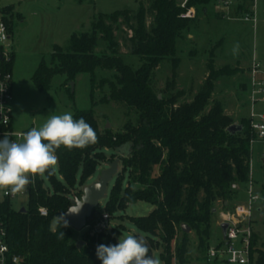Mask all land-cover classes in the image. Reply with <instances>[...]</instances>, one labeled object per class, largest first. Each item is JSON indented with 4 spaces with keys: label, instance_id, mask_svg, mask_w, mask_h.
<instances>
[{
    "label": "trees",
    "instance_id": "trees-1",
    "mask_svg": "<svg viewBox=\"0 0 264 264\" xmlns=\"http://www.w3.org/2000/svg\"><path fill=\"white\" fill-rule=\"evenodd\" d=\"M210 3L213 0H188L182 8L177 0H150L148 6L141 2L136 12L125 9L101 13L92 23L90 32L73 34L66 48L56 45L50 60L40 61L32 76L33 85L40 91L50 89L56 75H64L66 83L74 81L79 74L89 75L92 108L76 109L73 118L83 117L96 131L98 142L84 149L67 150L63 146L58 149L59 177L54 172L45 173L50 184L46 187L44 177L37 176L30 186L25 211L14 210L9 199L0 201L7 243L12 253L24 258V264H102L96 255L97 246L119 242L116 232L101 234V240L105 241L100 242L85 231L78 247L76 230L69 225L52 228V221L72 205V190L86 182L104 160L105 149H112L117 158L120 157L117 151H125V156L121 157L122 170L116 176L105 205L99 204L93 210L87 226L105 213L114 216L127 205L147 202L154 209L147 216L133 217L132 223L164 244L166 253L161 255L164 264H171L167 254L182 225L196 231L199 243L205 246L207 259L211 242L206 243V239L214 203L222 201L228 207L248 185L251 140L257 136L251 119H242L238 123L241 129L229 131L233 121L224 113L220 101H215L209 111L204 112L215 81L230 74L228 67L216 69L210 61L209 74L193 100L178 106L175 96L158 95L151 82L155 69L163 60L171 58L175 65L178 64L177 41L192 24L191 18L183 17L186 9ZM2 10L12 32V7ZM243 10L245 6L240 5L237 14ZM120 16L132 31L131 53L141 62L137 69L124 61L114 40L113 27L107 23L117 21ZM148 17L152 18L150 24H147ZM99 33L109 53H95ZM12 62L9 69H12ZM98 68L115 71V81L103 79L100 82L110 87V94L104 101L125 103L137 112V124H127L123 132L99 128L93 109ZM155 166H159L160 171L154 175ZM133 183L139 186L134 188ZM234 184L239 188L233 189ZM40 207L47 209V216L40 215ZM61 231L64 238H59ZM256 244L254 233L252 252L257 253L256 264H264V250L257 249ZM186 247L184 234L175 248L179 264L186 263Z\"/></svg>",
    "mask_w": 264,
    "mask_h": 264
},
{
    "label": "rangeland",
    "instance_id": "rangeland-1",
    "mask_svg": "<svg viewBox=\"0 0 264 264\" xmlns=\"http://www.w3.org/2000/svg\"><path fill=\"white\" fill-rule=\"evenodd\" d=\"M150 0H0V11L6 7H12L14 16L10 39L13 52L12 62V93H13V121L14 128L20 132H27L32 128L39 129L47 119L55 114L71 113L76 109L86 110L91 105V84L88 74H79L73 82L66 83L64 75H56L51 82L50 89L38 90L32 83V76L42 59L50 60V56L56 45L66 48L73 34H81L92 30V23L97 20L99 14H109L118 10L129 9L136 12L141 2L146 6ZM178 3L182 0H177ZM213 4V3H212ZM211 3L197 6L200 15L191 18L190 28L183 32V36L177 41L175 65L171 58L163 60L155 69L151 85L154 91L163 97L175 96L176 106L189 103L193 100L208 74L210 61L216 69L228 67L230 74L222 75L215 81L213 93L204 112H208L215 101H220L224 107V113L233 123H239L242 119H251V107L248 101L249 89L247 82L253 57L264 67V0H258L255 8L256 22L243 19H226L217 12ZM203 9L208 10L209 16L202 15ZM3 12V10H2ZM7 16L10 17L8 13ZM152 21L147 18V24ZM113 27L114 40L118 43V51L124 61L137 69L141 62L134 56L131 48L130 37L132 31L130 25L120 16L115 22H107ZM133 23V22H132ZM96 54L109 53L108 45L103 40L102 34H98ZM97 82L94 90L96 105L93 107L96 119L101 131L106 130L109 123L113 133L125 131L129 123L137 124V112L125 103L116 101H104L110 94L108 83L100 85L101 80L115 81V71L98 68L96 70ZM258 113H264V103L256 105ZM264 145L256 141L251 145V180L254 190L264 198ZM105 158L100 161L95 173L86 182L72 190L73 198H81L84 188L97 180L107 162L112 161L118 155L112 149H105ZM122 170L120 161L119 171ZM159 166H155L153 174L159 173ZM54 173L59 177L58 164ZM117 176V175H116ZM116 176L108 185V194L113 186ZM44 177L45 186L50 187L48 179ZM238 185V184H237ZM133 183V187H138ZM239 187V185H238ZM238 189V188H237ZM246 190L242 188L240 194L225 207L222 201L214 203V211L211 216L209 237L203 239L206 243L216 242L222 236L219 222L221 213L245 201ZM108 198V196H107ZM107 198L100 201L105 205ZM0 199L2 196L0 194ZM29 194L23 192L11 198L10 205L14 210L26 209ZM260 211L253 216L254 230L257 237V249L264 250V200L256 204ZM154 206L143 201L127 205L125 210L118 211L106 221L104 235L110 232L119 234V239L127 235L144 238L149 246V255L164 264L161 255L164 244L157 237H152L139 230L132 218L147 216ZM57 225L56 218L52 221V228ZM178 227L176 236L170 244V252L167 254L171 264H179L175 248L180 243L184 234L187 236L186 263L185 264H224L207 260L205 246L199 243L195 230L188 227L184 231ZM82 231H76L75 240L81 241ZM97 241L100 236L95 237Z\"/></svg>",
    "mask_w": 264,
    "mask_h": 264
},
{
    "label": "built area",
    "instance_id": "built-area-1",
    "mask_svg": "<svg viewBox=\"0 0 264 264\" xmlns=\"http://www.w3.org/2000/svg\"><path fill=\"white\" fill-rule=\"evenodd\" d=\"M258 0H213V7L228 19H243L245 21L256 22L255 8ZM188 0L179 2L180 7L185 8ZM245 6V10L237 14L238 7ZM185 18H195V7L187 8L183 14ZM11 31L5 20V15L0 12V139L5 135L16 142H22L24 132L15 130L13 121V93H12V69L9 65L13 59L10 39ZM249 89L248 101L251 107V126L256 134V138L251 140L252 143L259 141L264 145V113L256 111V105L264 103V67L254 59L247 82ZM264 160V151H263ZM30 185L26 192L29 194ZM233 189L239 188L234 184ZM3 201L4 199L14 198L22 194H6L0 190ZM258 193L254 190V183L250 179L245 201L238 202L232 210L221 213L222 223H227L228 227L222 236L216 242H211L207 251V260H213L224 264H256L257 253L252 252V240L255 233L253 216L259 210L256 206L258 201L264 200L259 194V199H253ZM41 216H47L48 211L45 207L39 208ZM109 215L103 214L94 220L91 225L86 226L87 231L93 237L100 236L107 228L106 221ZM0 264H24V258L21 255L14 254L7 243V229L5 222L0 217Z\"/></svg>",
    "mask_w": 264,
    "mask_h": 264
},
{
    "label": "clouds",
    "instance_id": "clouds-1",
    "mask_svg": "<svg viewBox=\"0 0 264 264\" xmlns=\"http://www.w3.org/2000/svg\"><path fill=\"white\" fill-rule=\"evenodd\" d=\"M97 142L92 126L83 117L74 119L71 113L51 115L39 129L25 132L22 142L5 135L0 139V190L11 195L23 193L37 176L53 174L58 164L56 152L62 146L67 150L84 149ZM253 199H259V194ZM79 207L68 211L76 213ZM56 221L58 227H68L63 215ZM59 238H64L62 231ZM149 251L144 238L130 234L115 245H98L96 255L102 264H160Z\"/></svg>",
    "mask_w": 264,
    "mask_h": 264
},
{
    "label": "water",
    "instance_id": "water-1",
    "mask_svg": "<svg viewBox=\"0 0 264 264\" xmlns=\"http://www.w3.org/2000/svg\"><path fill=\"white\" fill-rule=\"evenodd\" d=\"M73 82H71V87L73 89ZM110 124L106 125V128L109 129ZM238 129H241L237 123H233L229 126L228 130L235 132ZM120 155L119 158L114 159L113 161L107 162V167L103 169L100 173V176L97 180L93 181L87 185L83 190V195L81 198H72V205L68 210L73 208H78L79 210L76 213H70L68 210L63 214L64 218L68 221V225L76 231H82L87 226V219L91 217L93 210L100 204V201L107 198L108 196V185L111 180L118 174L119 164L121 157L125 156V151H117ZM215 209H213L214 211ZM25 211V209H21ZM228 227L227 223L221 224V229L225 233ZM184 231L188 230V226H183ZM81 246V242H78V247Z\"/></svg>",
    "mask_w": 264,
    "mask_h": 264
},
{
    "label": "crops",
    "instance_id": "crops-1",
    "mask_svg": "<svg viewBox=\"0 0 264 264\" xmlns=\"http://www.w3.org/2000/svg\"><path fill=\"white\" fill-rule=\"evenodd\" d=\"M215 9V8H214ZM216 10V9H215ZM195 11H196V17L195 18H197L199 15H200V10L198 9V8H195ZM209 13H208V10L207 9H203V11H202V15H204V16H209L208 15ZM201 16V15H200ZM227 19V18H226ZM255 59V56L253 57V60ZM252 60V61H253ZM251 157H252V155H251ZM251 178V177H250ZM258 211H260V208H259V210Z\"/></svg>",
    "mask_w": 264,
    "mask_h": 264
}]
</instances>
